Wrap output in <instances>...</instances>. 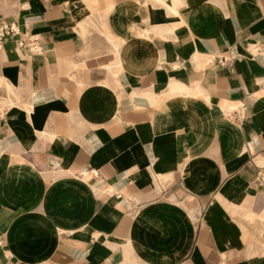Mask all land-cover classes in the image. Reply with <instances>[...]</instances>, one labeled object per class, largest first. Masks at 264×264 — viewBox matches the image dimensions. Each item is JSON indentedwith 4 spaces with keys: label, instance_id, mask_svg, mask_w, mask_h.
I'll use <instances>...</instances> for the list:
<instances>
[{
    "label": "crops",
    "instance_id": "1",
    "mask_svg": "<svg viewBox=\"0 0 264 264\" xmlns=\"http://www.w3.org/2000/svg\"><path fill=\"white\" fill-rule=\"evenodd\" d=\"M3 22L0 264H264V0H0Z\"/></svg>",
    "mask_w": 264,
    "mask_h": 264
},
{
    "label": "built area",
    "instance_id": "2",
    "mask_svg": "<svg viewBox=\"0 0 264 264\" xmlns=\"http://www.w3.org/2000/svg\"><path fill=\"white\" fill-rule=\"evenodd\" d=\"M20 33V28L18 27V25L15 22H3L0 24V47L3 43V41L7 38V37H13L15 35H18ZM19 44L20 46L24 47L26 45L24 40H19ZM31 48L32 51H37V46L36 45H30L29 46ZM245 108L246 105L243 106V110L236 112L237 113V118L239 120L245 121L246 120V114H245ZM2 245V239L0 236V246Z\"/></svg>",
    "mask_w": 264,
    "mask_h": 264
}]
</instances>
